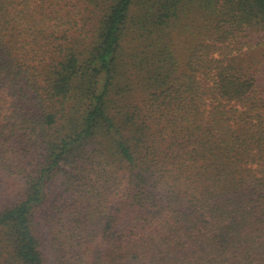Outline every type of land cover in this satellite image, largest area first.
<instances>
[{
	"label": "trees",
	"instance_id": "16d2710c",
	"mask_svg": "<svg viewBox=\"0 0 264 264\" xmlns=\"http://www.w3.org/2000/svg\"><path fill=\"white\" fill-rule=\"evenodd\" d=\"M263 67L264 0H0V264H264Z\"/></svg>",
	"mask_w": 264,
	"mask_h": 264
},
{
	"label": "rangeland",
	"instance_id": "374dc122",
	"mask_svg": "<svg viewBox=\"0 0 264 264\" xmlns=\"http://www.w3.org/2000/svg\"><path fill=\"white\" fill-rule=\"evenodd\" d=\"M252 40H253L254 43H257L258 40H259V38H258V37H255V38H253ZM261 71H262L261 74L264 75V67H263V69H262ZM12 182H13V183H12ZM10 186H11V189H14V190H15L16 187H17L16 184H14V181H10Z\"/></svg>",
	"mask_w": 264,
	"mask_h": 264
}]
</instances>
